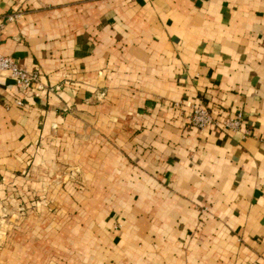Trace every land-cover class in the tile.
Instances as JSON below:
<instances>
[{
	"label": "crops",
	"instance_id": "0c3cea01",
	"mask_svg": "<svg viewBox=\"0 0 264 264\" xmlns=\"http://www.w3.org/2000/svg\"><path fill=\"white\" fill-rule=\"evenodd\" d=\"M0 50L46 85L0 74V219L7 187L73 211L51 257L2 229L0 264H264V0H0Z\"/></svg>",
	"mask_w": 264,
	"mask_h": 264
},
{
	"label": "rangeland",
	"instance_id": "374dc122",
	"mask_svg": "<svg viewBox=\"0 0 264 264\" xmlns=\"http://www.w3.org/2000/svg\"><path fill=\"white\" fill-rule=\"evenodd\" d=\"M80 170L78 169L77 165L71 166L68 163L64 162L62 164V167L60 170L56 171L57 173L53 174L50 176L49 180V188L52 187V184L58 185V186H65L69 182L73 181H79V175L76 174ZM54 187V186H53ZM50 190L47 192L49 194ZM48 194L47 197L44 199H47L46 201V209L44 211H40L37 208H33L35 210L34 217L32 219H38V221H41L42 219H46L48 223H33L31 222L32 219L28 218L29 211L32 209L31 207H28L27 202L25 198L23 197L24 195L20 192L17 191V197L18 199L21 200L18 204L14 205L11 201L12 198V192L10 188H6V197L7 199H4L3 205H4V213L1 215L0 219V232L2 229H6L7 234L10 232L13 234V236H10V240L8 241L9 243L7 244V248H14V243L12 244L13 240L15 239L16 242H19L24 246H27L28 249L33 245V248L36 251H41V252H48V257H51V250L53 248L59 247L58 244H68L70 243V231H72L71 227V222H68L66 225H60L55 223L53 220H58L59 218L62 219V217L68 219L72 214L73 211L71 208L69 209V203H62L60 206L54 204V206H50L52 203L51 199L48 200ZM40 195H36L35 197H38ZM61 207V208H60ZM58 209L60 212L58 213ZM26 218H28L26 220ZM45 221V220H44ZM25 222L27 225H25ZM30 223L32 225H30ZM68 225V226H67ZM46 226V233L48 235L44 236L41 238V240H33L29 241L27 239L28 237H25L24 234L27 232L32 233L33 235L42 233L41 227ZM63 226V233L65 229V234L64 235V240H63V235H59L58 240L57 237L53 236L52 234L57 233L58 231H61ZM6 227V228H5ZM40 238V236H37ZM59 242V243H58ZM49 248V249H45ZM61 248V245H60ZM13 254V253H12ZM15 255V254H13ZM5 259H10L9 264H35L30 262V260L26 259L25 256L21 255H15V256H5ZM26 259V260H25Z\"/></svg>",
	"mask_w": 264,
	"mask_h": 264
},
{
	"label": "built area",
	"instance_id": "2783aa9c",
	"mask_svg": "<svg viewBox=\"0 0 264 264\" xmlns=\"http://www.w3.org/2000/svg\"><path fill=\"white\" fill-rule=\"evenodd\" d=\"M19 15V13L10 14L7 19L14 20ZM0 74L14 79L23 88L33 89L36 95H40L46 89L39 70H30L19 65L10 56L2 53L1 50ZM15 101L17 104H22V100L16 99ZM177 105L182 106V103H178ZM185 105L191 109V112L186 116L187 120L201 130L213 125H221L231 130H236L242 126L244 115L241 111L233 116L219 119L205 105L192 102H187Z\"/></svg>",
	"mask_w": 264,
	"mask_h": 264
}]
</instances>
